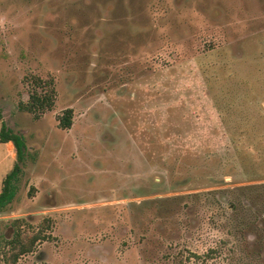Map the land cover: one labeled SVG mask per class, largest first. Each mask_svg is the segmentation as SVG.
Listing matches in <instances>:
<instances>
[{"label": "rangeland", "instance_id": "obj_1", "mask_svg": "<svg viewBox=\"0 0 264 264\" xmlns=\"http://www.w3.org/2000/svg\"><path fill=\"white\" fill-rule=\"evenodd\" d=\"M0 111V264H264V0H0Z\"/></svg>", "mask_w": 264, "mask_h": 264}, {"label": "trees", "instance_id": "obj_2", "mask_svg": "<svg viewBox=\"0 0 264 264\" xmlns=\"http://www.w3.org/2000/svg\"><path fill=\"white\" fill-rule=\"evenodd\" d=\"M56 103V91L52 81H44L40 78L31 81V89L28 92V100L26 103L19 104L20 110L27 111L34 116L35 119L40 118L47 112L54 109ZM73 111L65 110L61 115L57 116L58 126L61 129H70L72 126ZM0 143L12 142L16 152V162L13 169L7 174L2 183L0 192V214L14 202L18 192L21 174L25 163L26 145L22 135L15 133L4 122L2 112L0 111ZM17 221V220H16ZM20 221V220H18ZM35 236L27 243L18 242L19 249L16 256L24 255L32 250L36 242L40 239ZM15 239V238H14ZM19 241V240H18ZM15 245V246H16ZM198 258L197 255H193Z\"/></svg>", "mask_w": 264, "mask_h": 264}, {"label": "crops", "instance_id": "obj_3", "mask_svg": "<svg viewBox=\"0 0 264 264\" xmlns=\"http://www.w3.org/2000/svg\"><path fill=\"white\" fill-rule=\"evenodd\" d=\"M0 148L3 150L2 152H0V165L4 162H9L10 165L16 162V152L12 142L0 143Z\"/></svg>", "mask_w": 264, "mask_h": 264}, {"label": "flooded vegetation", "instance_id": "obj_4", "mask_svg": "<svg viewBox=\"0 0 264 264\" xmlns=\"http://www.w3.org/2000/svg\"><path fill=\"white\" fill-rule=\"evenodd\" d=\"M69 109H70V108H69ZM66 110H67V109H66ZM71 110H72V109H71ZM19 111H20V110H19ZM20 112H23V113H25V114H26V113H27V114L29 113V112H27V111H23V110H21ZM47 113H48V112H47ZM47 113H45V114L47 115ZM45 114H44V115H45ZM44 115H42V116H44ZM42 116H41V117H42ZM33 117H34V116H33ZM41 117H40V118H41ZM44 117H45V116H44ZM40 118H38V119H36V120L40 121ZM34 119H35V118H34ZM4 122H5V121H4ZM35 122H37V121H35ZM5 123H6V122H5ZM58 128H59V126H58ZM59 129H61V128H59ZM61 130H68V129H61ZM12 131H13V130H12ZM22 137L24 138V141H25V137H24V136H22ZM25 145H26V142H25ZM26 151H27V145H26L25 153H26ZM25 156H26V157H25V161H26L27 155H25ZM24 164H25V163H24Z\"/></svg>", "mask_w": 264, "mask_h": 264}]
</instances>
